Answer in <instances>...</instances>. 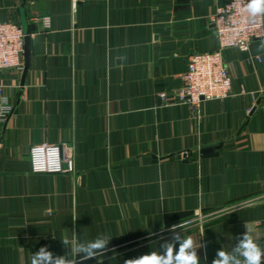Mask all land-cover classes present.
<instances>
[{
	"label": "crops",
	"instance_id": "obj_1",
	"mask_svg": "<svg viewBox=\"0 0 264 264\" xmlns=\"http://www.w3.org/2000/svg\"><path fill=\"white\" fill-rule=\"evenodd\" d=\"M224 1L0 0V21L31 38L25 77L0 70L13 107L0 127V264H31L42 246L78 259L61 241L73 231L111 238L82 264H124L183 221L201 264L245 224L264 246V36L225 51L229 98L176 96L189 57L217 48L209 16ZM43 142L63 144L74 170L33 173Z\"/></svg>",
	"mask_w": 264,
	"mask_h": 264
},
{
	"label": "built area",
	"instance_id": "obj_2",
	"mask_svg": "<svg viewBox=\"0 0 264 264\" xmlns=\"http://www.w3.org/2000/svg\"><path fill=\"white\" fill-rule=\"evenodd\" d=\"M248 0H225L209 18L218 39L216 49L192 54L181 74L182 86L176 91L181 104L199 106L213 99L231 96L232 78L225 60V51L236 48L248 52L253 40L264 36V16L255 19L244 11ZM25 31L9 19L0 21V70H24ZM261 61V57L257 56ZM165 95V94H163ZM13 112L0 84V127ZM30 169L33 173H63L73 171V161L60 143L43 142L30 149Z\"/></svg>",
	"mask_w": 264,
	"mask_h": 264
},
{
	"label": "clouds",
	"instance_id": "obj_3",
	"mask_svg": "<svg viewBox=\"0 0 264 264\" xmlns=\"http://www.w3.org/2000/svg\"><path fill=\"white\" fill-rule=\"evenodd\" d=\"M244 11L250 13L253 19L264 16V0H248ZM260 47L264 48V41L261 42ZM186 228L185 221L179 225H173L169 229L173 233L171 239L162 243L160 250L127 259L124 264H201L197 249L202 245L199 243L197 247L191 236H184L183 232ZM177 229H181L182 234ZM245 229L246 231L237 239L231 251L224 249L217 251L212 264H264V246L256 242L252 229L246 224ZM61 241L66 248L72 246V251L78 259L70 258L68 255H54L47 246H42L33 253L31 264H78V261L82 264L83 261L104 256L109 250L111 238L106 234H100L94 240L80 242L73 231L71 239L65 237Z\"/></svg>",
	"mask_w": 264,
	"mask_h": 264
},
{
	"label": "water",
	"instance_id": "obj_4",
	"mask_svg": "<svg viewBox=\"0 0 264 264\" xmlns=\"http://www.w3.org/2000/svg\"><path fill=\"white\" fill-rule=\"evenodd\" d=\"M33 29H35V26H33ZM25 50H24V59H25V65H24V72H23V78L25 77V74L29 68V63H30V48H29V45H30V41H31V38H30V31L29 29H26L25 30ZM24 84V79H23V82H22V85ZM255 109L252 110V112L254 111Z\"/></svg>",
	"mask_w": 264,
	"mask_h": 264
}]
</instances>
